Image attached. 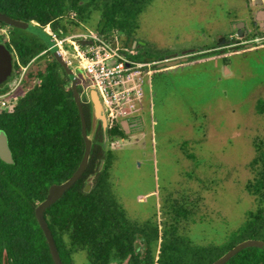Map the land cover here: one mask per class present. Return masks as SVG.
Segmentation results:
<instances>
[{"label":"rangeland","instance_id":"374dc122","mask_svg":"<svg viewBox=\"0 0 264 264\" xmlns=\"http://www.w3.org/2000/svg\"><path fill=\"white\" fill-rule=\"evenodd\" d=\"M261 2L151 0L132 33L103 37L142 64L123 79L132 90L120 104L138 127L107 138L105 171L110 197L149 237L154 260L161 240L173 232L188 247L224 251L247 212L264 208V199L246 189L256 146L264 150V23L254 24L262 19L255 17ZM81 23L74 31L94 28ZM67 26L73 27L70 21ZM245 28L249 34L238 36ZM9 30L0 26V34ZM223 39L252 44L229 46ZM180 56L189 57L154 66L157 59ZM150 227H157L159 238ZM72 261L89 264L87 252H74Z\"/></svg>","mask_w":264,"mask_h":264},{"label":"trees","instance_id":"16d2710c","mask_svg":"<svg viewBox=\"0 0 264 264\" xmlns=\"http://www.w3.org/2000/svg\"><path fill=\"white\" fill-rule=\"evenodd\" d=\"M150 1L0 0V11L48 25L58 35L67 32V21L73 27L79 21H90L102 37L109 31L128 36ZM72 11L75 17L71 18ZM0 26L8 25L0 21ZM8 27L7 36L0 34V39L13 51V74L0 85V94L10 89L26 68L13 92L18 95L16 103L7 110L0 108V128L7 134L13 157L12 163L0 159V264H54L34 210L48 188L68 179L81 160L84 141L80 116L70 78L45 43L27 30ZM43 50L45 53L40 54ZM120 52L140 62L138 56ZM77 88L87 134L92 139L88 162L73 185L43 213L63 264H73L72 254L78 250L87 252L89 264H210L242 240H264V208L258 206L247 212L224 251L214 246L188 247L174 232L161 240L156 260L147 247L150 239L142 232L146 249H136L139 235L130 227L122 206L110 197L105 171L109 151L104 134L111 139L125 133L112 120L105 131L100 121L94 124L88 96ZM255 151L246 189L264 199V150L256 146ZM152 236L159 238L158 232ZM224 264H264V249L244 248Z\"/></svg>","mask_w":264,"mask_h":264},{"label":"water","instance_id":"95a60500","mask_svg":"<svg viewBox=\"0 0 264 264\" xmlns=\"http://www.w3.org/2000/svg\"><path fill=\"white\" fill-rule=\"evenodd\" d=\"M261 1L262 0H257L256 3L259 4ZM261 17L264 18L263 11H259V18ZM0 21H2L8 26L27 30L35 34L38 38H40L45 43L46 47L51 52L53 57L56 59L57 62H59L62 65L65 72L69 76L73 99L79 111L80 122H81V135L84 141V151H83L81 160L77 168L73 172V174L68 179H66L63 182L55 183L48 188V191L44 199L40 201L39 203H37V205L35 206V210H34L38 224L40 225L45 235V238L47 240V243L49 245L50 254L52 256L54 264H63L58 254L53 236L47 225V222L44 218L43 213L47 207H49L51 204H53L55 201L61 198L63 194L65 193V191L73 185V183L79 178V176L84 171L87 165V162H88V157H89V153H90V149L92 145V139L87 134L86 120L84 117L83 108H82V104L80 101V94L77 88L78 83L81 84L83 93L86 96H88V99L91 103L93 120L100 121L101 127L104 131L107 127V120L105 118L107 108L104 105V103L101 101L97 92L93 90L95 89L93 84L89 80L87 74L84 72L82 66L75 59V56L71 50H62V49H59L57 46H55L50 36L42 29V27L34 24L33 21L28 22L24 20H19V19L9 16L8 14L2 11H0ZM239 23L243 25L242 22H239ZM2 36L5 37L6 35L2 34ZM260 41L261 39L256 37L254 42L257 43ZM251 44L252 43H247L245 45L249 46ZM186 59H187V56H180V57H175V58H164L163 60H160L158 63H156V66L157 67L173 66L181 61H185ZM77 71L81 72L80 74L82 76V81L79 80L80 76H78ZM12 74H13L12 53L10 52L9 48L3 42H0V85L9 81ZM127 124H128L127 120L122 121L123 126H126ZM104 140L105 141L107 140L106 134H104ZM0 159L6 163L13 162L12 151L9 148L7 134L1 128H0ZM252 246L264 249V240L251 239V238L242 240L238 242L237 244H235L233 247L229 248L227 251H225L221 256H219L217 259L212 261L210 264H224L231 257H233L236 253H238L240 250L247 248V247H252Z\"/></svg>","mask_w":264,"mask_h":264},{"label":"built area","instance_id":"2783aa9c","mask_svg":"<svg viewBox=\"0 0 264 264\" xmlns=\"http://www.w3.org/2000/svg\"><path fill=\"white\" fill-rule=\"evenodd\" d=\"M73 14L71 12V18ZM35 24L40 26L37 22ZM80 26H83L81 21L78 22V26L72 27L73 29L68 27L67 32L61 35L51 31L48 25L40 27L50 36L59 49L75 50L76 53H73L75 59L82 66L98 96L106 106L107 112L110 113V120L116 122L120 116L127 114L125 110H121L120 104L130 99L129 90L131 88L124 86L123 79L133 68L142 64L123 55L117 48H113L106 41L107 39L99 35L94 29L74 31ZM25 68L23 67V71ZM21 77L22 74L19 76L15 87L0 94L1 109L7 110L16 103L18 95L13 94V92Z\"/></svg>","mask_w":264,"mask_h":264},{"label":"flooded vegetation","instance_id":"af4514ba","mask_svg":"<svg viewBox=\"0 0 264 264\" xmlns=\"http://www.w3.org/2000/svg\"><path fill=\"white\" fill-rule=\"evenodd\" d=\"M256 1L257 0H254V2H255V4H257L256 3ZM259 5L260 6H263L262 5V2H260L259 3ZM259 11H263L264 12V9H260V10H257V12L255 13V17L256 16H258L259 15ZM262 18V17H261ZM264 23V18H262V19H259V20H257V21H254V24H256V25H258V26H262V24L261 23ZM243 23V22H242ZM264 26V25H263ZM251 30L250 29H244L243 30V32H240L239 30H237V35L238 36H246L247 34H249V32H250ZM2 35V34H1ZM224 40V42H226L227 44L226 45H229V46H234V45H237L236 47H239V45H245V44H242V43H240V42H232L231 40H226V39H223ZM0 42H3L8 48H9V50H10V52L12 53V70H13V51L10 49V47L4 42V41H2L1 39H0ZM43 53H45V50H43V51H41L40 52V54H43ZM39 54V55H40ZM11 79V78H10ZM77 87H80L81 88V90H82V86H81V84H79L78 83V85H77ZM17 88V87H16ZM15 88V89H16ZM15 91V90H14ZM82 92H83V90H82ZM80 94V93H79ZM84 94V93H83ZM81 101V100H80ZM106 116L108 117V121H109V118H110V113L109 112H106ZM131 116H132V114H126L125 116H122V117H120L119 118V120L118 121H116L115 123H118L119 125H120V128L121 129H123V131H124V133L125 134H128L129 132H130V130H132V129H135V128H137L138 127V124H139V121L137 120V119H135V118H131ZM123 120H127V122H128V124L126 125V126H123L122 125V121ZM108 124V123H107ZM130 225V224H129ZM130 227H132L135 231H136V235H139L138 236V238L140 239V242H137V244H136V249H140L141 248V250L143 251V250H145L146 249V246L144 245V242H145V238L144 237H142V236H140L141 235V232H142V230H137L135 227H133V226H131L130 225ZM150 229V232H152V234H155V233H157L156 232V229H157V227H155V228H149ZM143 233V232H142ZM161 240V239H160ZM140 245H143V246H140ZM140 247V248H139ZM148 247V249H149V245L147 246ZM159 248H160V245H159ZM149 252H150V250H149Z\"/></svg>","mask_w":264,"mask_h":264},{"label":"crops","instance_id":"0c3cea01","mask_svg":"<svg viewBox=\"0 0 264 264\" xmlns=\"http://www.w3.org/2000/svg\"><path fill=\"white\" fill-rule=\"evenodd\" d=\"M166 58H171V57H166Z\"/></svg>","mask_w":264,"mask_h":264}]
</instances>
